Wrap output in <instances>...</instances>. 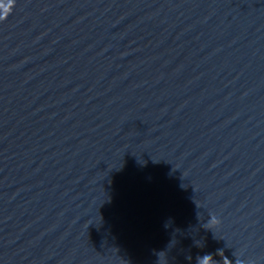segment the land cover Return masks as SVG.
I'll list each match as a JSON object with an SVG mask.
<instances>
[{
    "label": "water",
    "instance_id": "95a60500",
    "mask_svg": "<svg viewBox=\"0 0 264 264\" xmlns=\"http://www.w3.org/2000/svg\"><path fill=\"white\" fill-rule=\"evenodd\" d=\"M204 260L264 264V0H0V264Z\"/></svg>",
    "mask_w": 264,
    "mask_h": 264
},
{
    "label": "clouds",
    "instance_id": "9594fccd",
    "mask_svg": "<svg viewBox=\"0 0 264 264\" xmlns=\"http://www.w3.org/2000/svg\"><path fill=\"white\" fill-rule=\"evenodd\" d=\"M166 227H167V225H166ZM206 256H208V259L211 260L210 255H207V254H206ZM198 259H199V258H198ZM200 264H208V261H207V260L201 261ZM213 264H217V262H216V261H213Z\"/></svg>",
    "mask_w": 264,
    "mask_h": 264
}]
</instances>
